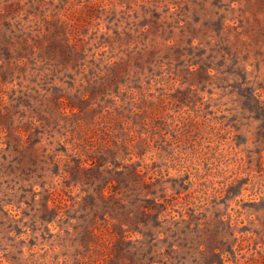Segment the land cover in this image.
<instances>
[{
	"label": "rangeland",
	"instance_id": "1",
	"mask_svg": "<svg viewBox=\"0 0 264 264\" xmlns=\"http://www.w3.org/2000/svg\"><path fill=\"white\" fill-rule=\"evenodd\" d=\"M0 264H264V0H0Z\"/></svg>",
	"mask_w": 264,
	"mask_h": 264
}]
</instances>
